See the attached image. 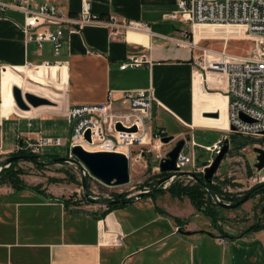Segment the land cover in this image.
<instances>
[{
    "label": "crops",
    "instance_id": "0c3cea01",
    "mask_svg": "<svg viewBox=\"0 0 264 264\" xmlns=\"http://www.w3.org/2000/svg\"><path fill=\"white\" fill-rule=\"evenodd\" d=\"M32 1L56 4L71 15L89 1L95 15L115 16L120 23L145 22L149 29L126 33L102 22L90 23L78 32L66 31L62 51L55 56L52 43L39 46L27 40L23 12L0 14V67H6L0 76V122L17 115L22 138L47 136L43 124L61 114L63 96L67 111L73 105L105 103L110 92L119 105L122 91L150 88L158 103L150 124L153 132L164 129L169 136L159 120L162 115L189 131L228 130L227 76L199 68L189 24L169 17L177 0ZM198 28L193 31L198 49H204L203 41L210 35L239 34L230 31L235 27ZM198 37L204 40L198 42ZM141 54L148 56L142 68L121 70L127 57ZM46 62L61 65L43 67ZM27 68H32L33 77H26ZM51 83L60 92L50 89ZM15 88L55 106L19 109ZM210 112H218L219 118L206 117ZM22 117L27 118V131L21 128ZM59 177L66 179L65 174ZM24 180L42 187L43 193L0 185V264H264V230L229 235L222 219L214 223L188 197L174 196L168 189L109 209L107 203L89 202L76 184L66 180L57 184ZM115 239L120 240L118 245Z\"/></svg>",
    "mask_w": 264,
    "mask_h": 264
},
{
    "label": "built area",
    "instance_id": "2783aa9c",
    "mask_svg": "<svg viewBox=\"0 0 264 264\" xmlns=\"http://www.w3.org/2000/svg\"><path fill=\"white\" fill-rule=\"evenodd\" d=\"M7 10L23 12L25 14L23 31L27 40L36 42L39 46L43 42L52 43L55 56H59L62 51L66 31L78 32L90 23L102 22L111 29L121 28L126 33H141L149 29V25L145 22L124 20L120 23L115 16L104 19L95 15L89 1H85L81 11L76 15L63 11L56 4L45 2L35 5L32 0H14L13 3L0 1V14ZM169 17L171 20H181L189 24L194 47L196 45L193 31L199 24L243 27L249 37L263 42L256 57L237 56L226 51L213 53L212 50H204L198 66L205 73H223L227 76L229 102L226 133L235 134L240 138H262L264 142V0H177V8ZM147 60L146 54L132 55L123 61L120 68L121 70L139 69L146 64ZM59 65H61L60 62L45 63L47 68ZM1 68L6 69L4 66ZM121 93L119 105L114 100L113 92H110L105 103L71 106L65 114L70 126L69 140L48 137L43 133L23 138L19 135V142L14 152L21 151L41 161V158L45 156V149L68 146L67 163L76 167L81 183L89 179L99 181L91 175L84 164L75 162L76 158L72 153L75 147H81L90 153H123L129 161L142 160L157 151L155 171L161 173L160 164L165 157L161 154L162 139L167 137V133L164 129H156L153 132L150 128L154 119L153 109L157 103L154 90L152 88L126 90ZM242 116L248 117L251 121H245ZM1 124L0 122V126ZM118 125H121L123 129H118ZM133 128H136V131H131ZM88 132H90V141L86 138ZM226 138L224 136L212 146H202L194 140L190 143V139L186 141L185 147L191 151L194 147H202L212 155H218ZM1 142L0 133V144ZM185 147L177 161L179 171L173 173L162 184L156 185L157 190L167 189L170 182L186 174L183 173V169L187 165L192 164L195 172L198 170L205 173V169L212 164L211 160L207 166L198 169L193 152L191 156L186 155ZM0 152H3L1 145ZM195 172L187 173L188 177L196 180ZM148 192L150 191L143 193ZM140 195L136 199H139ZM213 200L217 205L223 203L218 196H214ZM114 243L118 245L120 240L115 239Z\"/></svg>",
    "mask_w": 264,
    "mask_h": 264
},
{
    "label": "rangeland",
    "instance_id": "374dc122",
    "mask_svg": "<svg viewBox=\"0 0 264 264\" xmlns=\"http://www.w3.org/2000/svg\"><path fill=\"white\" fill-rule=\"evenodd\" d=\"M198 27V29L201 30L208 28V26ZM232 27L235 28L230 29V31L238 32V35H231L229 37H224V35H210L205 40L202 37H198L196 41L202 42V40H204L203 48H206V50H212L214 52L226 51L227 53L237 56L256 57V53L261 50L263 42L260 39L249 37L243 27L223 26L216 27V29L224 30V28L226 29ZM186 28L190 30V26H187ZM191 41L193 43L192 39ZM196 50L200 57H203L204 50L198 49L197 46ZM2 70L3 69L0 67V76ZM50 89L55 92H60L52 83L50 84ZM65 104V97L63 96L61 114L59 116H53V118L56 119L44 122L42 127L43 132H47L48 137H59L64 140L70 139V126L68 122L66 120L59 119L63 115L65 117ZM50 106H55V104L53 103ZM18 119V116L14 115L9 121H4L2 126H0L2 138L0 145L2 146L3 151L0 152V172L4 167L9 166H2V164L8 161L11 157V152H14L19 142ZM25 119L27 118L22 117L20 119V125L22 130L27 131L25 126V122L27 120ZM159 120H161V122L168 128L169 136H173L175 138V141H171L170 143L163 145L161 150L162 155H166L170 152L177 140H187L189 137L191 138L189 141L190 143L194 140L197 144L202 146H212L216 143V141L222 139L224 136L230 139V135L226 133V130L197 128L196 130L192 129L189 131L180 126L178 122L171 119L168 115H162V117H159ZM263 144L264 142L262 138L230 139L229 149L224 156L220 169L214 177L213 182L216 177H218L216 182H223L226 180L227 184H220L223 192L231 193L236 199H244L247 191L264 182V170L261 172L257 170L255 165L257 163L258 155L254 152L255 147L263 149ZM154 145L156 146V144ZM68 152V146L47 148L44 151L45 156H43L40 161L42 164L33 163L31 161H20L18 167L24 173L21 175V179L24 182V179H28V181H32L34 183L36 181H47L48 183L53 184L63 183L65 180L68 184L73 183V181H77L73 184H76L82 191V195L84 194L83 196H85L86 190L83 187V183L79 180L76 167L67 162H54L55 158H68ZM192 152L198 169H202L207 166L209 161H214L217 156L215 154L212 155L202 147H194L193 151H191L188 147H185L184 153L186 155L191 156ZM156 153L157 151L146 156L142 160L133 159L130 161L131 183L129 185L121 187H107L95 180H86L87 189L90 192L91 197L87 199L85 196V198L89 202L109 204V202L124 201V199L132 197L136 199V197L143 192L154 190L156 185H158V183L165 179L168 175L166 174L162 177L160 175L161 173L155 171ZM189 172H195L192 164L187 165L183 169V173L186 174H183L179 179L170 182L167 189L175 183L183 185L194 184L197 182L199 177L204 180L205 173L197 170L194 174L196 180H194L188 177L189 174L187 173ZM59 174H65L66 179H61ZM216 196L220 197L224 204L232 205V207L217 204L214 205V208L219 213V218L222 219V222L227 226L226 230L229 235H239L247 231L252 225L264 224V195H256L253 198L250 197L248 201L241 204L239 207H234L235 202L231 199H226L222 195ZM212 201L214 202V200Z\"/></svg>",
    "mask_w": 264,
    "mask_h": 264
},
{
    "label": "water",
    "instance_id": "95a60500",
    "mask_svg": "<svg viewBox=\"0 0 264 264\" xmlns=\"http://www.w3.org/2000/svg\"><path fill=\"white\" fill-rule=\"evenodd\" d=\"M25 95V98H24ZM14 98L18 105V107L22 110H30L33 108H39L42 106H50L52 105V101L32 94L26 93L24 94L21 89L15 88L14 89ZM206 117L211 118H219L220 114L218 112H210L205 113ZM245 121H251L246 116H242ZM118 129H123L121 125H118ZM131 131H136V128H133ZM86 138L90 141V132L87 133ZM238 136L235 134L230 135L231 140L237 139ZM189 137L187 140H190ZM230 139L226 138L224 141L223 148L221 152L215 157L212 164L205 169L204 174V182L205 184H211L213 182L214 177L216 176L218 170L220 169L221 163L229 149ZM185 139L177 140L176 144L174 145L173 149L168 152L163 161L160 164V171L162 174H171L162 181L158 183V185L162 184L166 181L169 177L172 176L173 173L178 172L179 169L177 168V161L179 158L180 153L182 152L183 148L186 145ZM171 141H175L173 136L164 137L162 139L163 145L170 143ZM254 152L257 153V163L256 168L258 171L264 170V149L261 148H254ZM73 155L75 156V162L84 164L87 169L90 171L91 175L97 179L100 183L107 187H121L126 186L131 183V173H130V161L123 153H108V152H99V153H90L83 150L81 147H75L72 150ZM15 161H31L33 163L42 164L40 160L31 155H20L14 156L8 159L7 163L11 164ZM57 162H67L66 158H61L54 161ZM83 187L86 190V198H90V192L87 189L86 181H83ZM155 188L153 191H156ZM143 194H152L150 193H142ZM140 195V196H141ZM251 193L247 194L244 199L234 205V207H238L241 204L245 203L249 200ZM226 207H232L227 204H220ZM190 235L191 233H187Z\"/></svg>",
    "mask_w": 264,
    "mask_h": 264
},
{
    "label": "trees",
    "instance_id": "16d2710c",
    "mask_svg": "<svg viewBox=\"0 0 264 264\" xmlns=\"http://www.w3.org/2000/svg\"><path fill=\"white\" fill-rule=\"evenodd\" d=\"M20 155H27V154L20 151V152H14L10 156L14 157ZM55 160H58V158H55ZM19 163L20 161H15L12 162L11 164L5 162L2 164V166H6V165L9 166L4 167L0 172V185L9 184L15 189L33 190L43 193L40 186H29L21 179V175L24 173L18 167ZM160 175L164 177L166 174L161 173ZM216 180H218V177L215 178L214 180L215 183L213 182L211 184H205L204 180L201 177H199L197 179V182L194 184L183 185V184L175 183L168 189V192H170L174 196L188 197L198 212L202 213L206 217H209L214 223H217L219 221V216H218L219 213L214 208L215 203H213L212 197L216 195H222L226 199H231L232 201H234L235 204L240 202L241 199H236L231 193L223 192V189L221 188L220 184H227L226 180H224L223 182H216ZM76 182L73 181V183ZM162 191L163 189H158L157 191H155V193H160ZM155 193L153 195H155ZM249 193H251L250 196L251 198L255 197L256 195H264V182L259 185H256L251 190L247 191L246 195ZM147 195L148 194H143V196H147ZM134 201L135 198L132 197L129 199H124V201L109 202V209L115 208L123 204L131 203ZM263 212H264V207H263ZM176 221L182 222L179 219H176ZM262 230H264V224H255L252 225L247 231L241 233V236H243L245 233L248 232H259Z\"/></svg>",
    "mask_w": 264,
    "mask_h": 264
},
{
    "label": "bare ground",
    "instance_id": "6f19581e",
    "mask_svg": "<svg viewBox=\"0 0 264 264\" xmlns=\"http://www.w3.org/2000/svg\"><path fill=\"white\" fill-rule=\"evenodd\" d=\"M197 26H208V27H223V25H210V24H199V25H197ZM224 26H229V25H224ZM231 26V25H230ZM203 50H206V49H203ZM213 53H215L214 51H213ZM43 67H45V66H43ZM52 67H58V66H52ZM28 69V72H27V78H31V77H33V73L31 72V69L32 68H27ZM21 78H23V79H25V75H21ZM22 92L24 93V94H26V93H29L28 92V90H23L22 89Z\"/></svg>",
    "mask_w": 264,
    "mask_h": 264
},
{
    "label": "flooded vegetation",
    "instance_id": "af4514ba",
    "mask_svg": "<svg viewBox=\"0 0 264 264\" xmlns=\"http://www.w3.org/2000/svg\"><path fill=\"white\" fill-rule=\"evenodd\" d=\"M168 176V175H167ZM213 183V182H212ZM215 183V182H214ZM157 191V190H156ZM152 194L151 195H153L154 193H155V191H150ZM150 192H148V193H150ZM149 195V194H148ZM214 197V196H213ZM230 206H232V205H230ZM239 207V206H238Z\"/></svg>",
    "mask_w": 264,
    "mask_h": 264
}]
</instances>
